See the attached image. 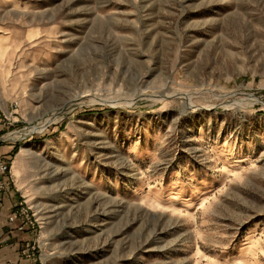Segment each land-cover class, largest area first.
Returning <instances> with one entry per match:
<instances>
[{"label":"rangeland","instance_id":"rangeland-1","mask_svg":"<svg viewBox=\"0 0 264 264\" xmlns=\"http://www.w3.org/2000/svg\"><path fill=\"white\" fill-rule=\"evenodd\" d=\"M3 116L38 264H264V0H0Z\"/></svg>","mask_w":264,"mask_h":264},{"label":"crops","instance_id":"crops-1","mask_svg":"<svg viewBox=\"0 0 264 264\" xmlns=\"http://www.w3.org/2000/svg\"><path fill=\"white\" fill-rule=\"evenodd\" d=\"M14 155V146L0 141V160L8 164ZM0 182L5 184L0 192V264H38L30 252V232L17 230L18 219L14 222L8 220L17 209L19 195L8 176L0 175Z\"/></svg>","mask_w":264,"mask_h":264},{"label":"built area","instance_id":"built-area-1","mask_svg":"<svg viewBox=\"0 0 264 264\" xmlns=\"http://www.w3.org/2000/svg\"><path fill=\"white\" fill-rule=\"evenodd\" d=\"M8 122V119L6 118V116H3L2 118L0 117V127L2 126H5ZM6 173H9V166L3 162L0 161V174H6ZM3 184L0 183V191L3 190ZM24 214H26V211H25V208H23V206L21 205L20 208L18 209L17 211V215L18 216H24ZM9 222H14L15 220V216L12 215L8 218ZM18 231H22L23 228L22 227H18L17 229Z\"/></svg>","mask_w":264,"mask_h":264},{"label":"bare ground","instance_id":"bare-ground-1","mask_svg":"<svg viewBox=\"0 0 264 264\" xmlns=\"http://www.w3.org/2000/svg\"><path fill=\"white\" fill-rule=\"evenodd\" d=\"M179 96H183L187 102L189 103V106L192 107V105L190 104L189 102V96L185 93H181V94H178ZM142 94H137V95H134L133 98L131 99V101L128 102V106L132 105L133 101L136 100L137 98L141 97ZM168 97H171L170 95H164V94H155L150 96V98H160V99H165V98H168ZM83 97H79V99H81ZM191 98V97H190ZM78 99V100H79ZM148 99V98H147ZM179 99V98H178ZM251 102V101H250ZM131 108V107H130ZM50 122V121H49ZM53 122V121H52ZM47 123V122H46ZM51 123V122H50ZM48 124V123H47ZM47 126V125H46ZM31 151L30 148H23L21 149V152H20V156H25L27 155L29 152ZM58 152V151H57ZM67 165V164H66ZM68 168V167H67ZM98 217V216H97Z\"/></svg>","mask_w":264,"mask_h":264}]
</instances>
